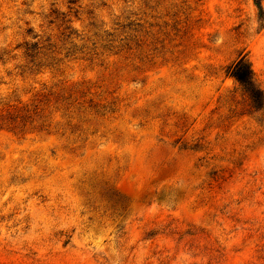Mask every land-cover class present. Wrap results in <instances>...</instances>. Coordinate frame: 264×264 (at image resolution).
Returning a JSON list of instances; mask_svg holds the SVG:
<instances>
[{
  "label": "rangeland",
  "instance_id": "374dc122",
  "mask_svg": "<svg viewBox=\"0 0 264 264\" xmlns=\"http://www.w3.org/2000/svg\"><path fill=\"white\" fill-rule=\"evenodd\" d=\"M261 14L0 0V264H264Z\"/></svg>",
  "mask_w": 264,
  "mask_h": 264
},
{
  "label": "trees",
  "instance_id": "16d2710c",
  "mask_svg": "<svg viewBox=\"0 0 264 264\" xmlns=\"http://www.w3.org/2000/svg\"><path fill=\"white\" fill-rule=\"evenodd\" d=\"M255 4L261 10V20L264 21L263 0H255ZM31 48L26 44V55H30ZM227 76L234 79L241 87L250 101V106L257 112L264 113V91L258 85L250 61L246 57H241L227 69Z\"/></svg>",
  "mask_w": 264,
  "mask_h": 264
}]
</instances>
